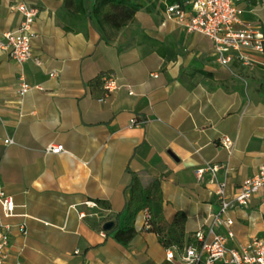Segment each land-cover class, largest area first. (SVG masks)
<instances>
[{
	"label": "crops",
	"instance_id": "0c3cea01",
	"mask_svg": "<svg viewBox=\"0 0 264 264\" xmlns=\"http://www.w3.org/2000/svg\"><path fill=\"white\" fill-rule=\"evenodd\" d=\"M22 1L39 9L32 48L42 64L0 52V189L16 204L13 216H2L10 225L3 264H182V252L167 258L144 209L127 243L115 237L133 175L160 178L165 219L187 217L185 246L198 230L211 237L220 205L208 166H219L216 179L234 197L264 163V54H252L250 65H221L208 37L166 15L165 0H145L150 10L106 32L91 15L75 19L73 0H0V36L20 26L11 7ZM238 3L243 20L264 30V0ZM105 74L120 86L110 94L90 84ZM23 81L39 88L21 96ZM53 143L65 151L46 152ZM228 215L235 235L227 246L264 238L262 191Z\"/></svg>",
	"mask_w": 264,
	"mask_h": 264
},
{
	"label": "built area",
	"instance_id": "2783aa9c",
	"mask_svg": "<svg viewBox=\"0 0 264 264\" xmlns=\"http://www.w3.org/2000/svg\"><path fill=\"white\" fill-rule=\"evenodd\" d=\"M240 0H186L169 3L165 0V13L170 18L183 21L188 32H200L208 37L213 43V51L217 61L228 66L233 61L250 65L255 60L252 54H264V30L259 26L246 22L242 18L244 9L239 5ZM12 9L18 10L23 20L20 26L0 36V52H7L16 61L23 63L34 60L37 65L42 64L41 58L33 53L32 41L36 35L35 20L39 9L37 6L26 1L17 2ZM50 76H56V72H50ZM103 86L107 94L119 89L120 86L112 74L103 76ZM33 88L29 83L21 82L18 92L21 96ZM129 93L133 91L127 86ZM140 121L136 118L131 120V125ZM6 144H12L11 138L4 140ZM220 143L226 149L231 150L234 141L223 136ZM65 151L62 143H53L47 146L48 153H62ZM219 166H208L207 170L212 173L211 182L216 183L215 194L219 202V210L210 216L208 227L211 237L202 229L194 234V239L187 244L180 255L182 264H264V238H254L247 247H229L228 239L234 238L232 226L234 219L228 215L235 207H248L251 199L260 191L264 198V163L256 174L247 178L234 197L227 193V182L218 181L216 173ZM205 168L196 171L202 177ZM16 204L11 195L0 189V264L7 258L10 246V225L2 220L15 214ZM145 226L150 227L151 217L149 208L144 209ZM225 227L226 234H217L216 228ZM20 231L27 233L26 225H20ZM175 248H168L167 258H175Z\"/></svg>",
	"mask_w": 264,
	"mask_h": 264
},
{
	"label": "trees",
	"instance_id": "16d2710c",
	"mask_svg": "<svg viewBox=\"0 0 264 264\" xmlns=\"http://www.w3.org/2000/svg\"><path fill=\"white\" fill-rule=\"evenodd\" d=\"M174 2V0H169ZM73 12L71 15L81 19L85 15H91L103 32L118 30L134 21L137 11L150 10V5L145 0H73ZM92 2V5H90ZM91 86L102 88V75L91 81ZM149 208L151 217L148 230L159 235L165 247H174L177 252H183L185 246L186 215L177 213L174 221L169 223L163 214V194L161 180L158 177H150L147 180L142 174L134 173L130 186V198L126 206V219L116 232L115 237L127 243L135 232L134 220L137 214ZM192 238L189 240V242Z\"/></svg>",
	"mask_w": 264,
	"mask_h": 264
},
{
	"label": "water",
	"instance_id": "95a60500",
	"mask_svg": "<svg viewBox=\"0 0 264 264\" xmlns=\"http://www.w3.org/2000/svg\"><path fill=\"white\" fill-rule=\"evenodd\" d=\"M113 226V222H108L105 224L106 229H110Z\"/></svg>",
	"mask_w": 264,
	"mask_h": 264
}]
</instances>
